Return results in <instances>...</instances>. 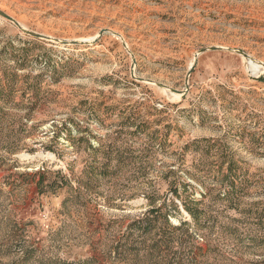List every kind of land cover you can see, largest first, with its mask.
<instances>
[{
  "label": "rangeland",
  "instance_id": "rangeland-1",
  "mask_svg": "<svg viewBox=\"0 0 264 264\" xmlns=\"http://www.w3.org/2000/svg\"><path fill=\"white\" fill-rule=\"evenodd\" d=\"M0 10V264H264V0Z\"/></svg>",
  "mask_w": 264,
  "mask_h": 264
},
{
  "label": "water",
  "instance_id": "water-1",
  "mask_svg": "<svg viewBox=\"0 0 264 264\" xmlns=\"http://www.w3.org/2000/svg\"><path fill=\"white\" fill-rule=\"evenodd\" d=\"M0 15L3 16L4 18L8 19V20H12L16 25L20 26L19 22L11 15L6 14L5 12H3L2 10H0ZM26 32H29L30 34H32L33 36L37 37V38H49L48 35H44L35 31H31V30H25ZM245 56H247L246 54H244ZM174 91H178L176 89H173Z\"/></svg>",
  "mask_w": 264,
  "mask_h": 264
},
{
  "label": "bare ground",
  "instance_id": "bare-ground-1",
  "mask_svg": "<svg viewBox=\"0 0 264 264\" xmlns=\"http://www.w3.org/2000/svg\"><path fill=\"white\" fill-rule=\"evenodd\" d=\"M16 19V18H15ZM17 20V19H16ZM18 21V20H17ZM19 22V21H18ZM19 24H20V27L22 28V29H24V30H27V28L26 27H24L20 22H19ZM81 41V40H80ZM249 60H251L250 62L252 63H255L257 66H258V70H263L264 69V62H262V61H258V60H256V59H250V57L248 58ZM257 72V71H256Z\"/></svg>",
  "mask_w": 264,
  "mask_h": 264
}]
</instances>
